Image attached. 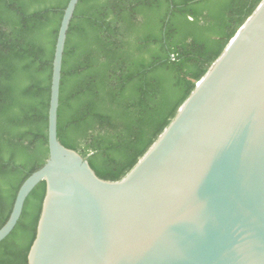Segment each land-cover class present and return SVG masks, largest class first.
Here are the masks:
<instances>
[{"label":"water","instance_id":"obj_1","mask_svg":"<svg viewBox=\"0 0 264 264\" xmlns=\"http://www.w3.org/2000/svg\"><path fill=\"white\" fill-rule=\"evenodd\" d=\"M58 30L48 159L20 187L0 243L46 184L27 264H264V0L134 169L100 180L57 139L66 36Z\"/></svg>","mask_w":264,"mask_h":264},{"label":"trees","instance_id":"obj_2","mask_svg":"<svg viewBox=\"0 0 264 264\" xmlns=\"http://www.w3.org/2000/svg\"><path fill=\"white\" fill-rule=\"evenodd\" d=\"M262 0H79L61 67L57 139L103 181L124 179L170 125ZM69 0H0V229L48 159L58 30ZM39 183L0 264H27Z\"/></svg>","mask_w":264,"mask_h":264}]
</instances>
